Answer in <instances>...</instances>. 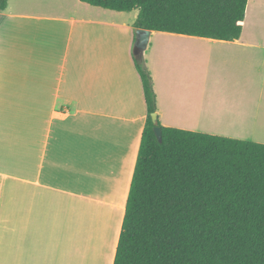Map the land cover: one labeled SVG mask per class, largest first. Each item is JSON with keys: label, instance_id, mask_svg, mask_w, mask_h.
<instances>
[{"label": "crops", "instance_id": "obj_1", "mask_svg": "<svg viewBox=\"0 0 264 264\" xmlns=\"http://www.w3.org/2000/svg\"><path fill=\"white\" fill-rule=\"evenodd\" d=\"M136 17L79 0L0 11V264H112L146 121ZM247 18L248 0L232 42L150 31L161 126L264 145V0Z\"/></svg>", "mask_w": 264, "mask_h": 264}, {"label": "trees", "instance_id": "obj_2", "mask_svg": "<svg viewBox=\"0 0 264 264\" xmlns=\"http://www.w3.org/2000/svg\"><path fill=\"white\" fill-rule=\"evenodd\" d=\"M137 10L135 29L238 40L247 0H79ZM7 0H0V11ZM146 108L112 264H264V145L163 127L142 58Z\"/></svg>", "mask_w": 264, "mask_h": 264}, {"label": "water", "instance_id": "obj_3", "mask_svg": "<svg viewBox=\"0 0 264 264\" xmlns=\"http://www.w3.org/2000/svg\"><path fill=\"white\" fill-rule=\"evenodd\" d=\"M134 34H135V38H134V43H133V48H132V54L135 58L140 59L142 57L144 50L147 47L150 31L143 30V29H136L134 31ZM150 118L154 126L153 133L156 139L160 142L161 141V129L157 127L156 125L157 123L156 113H152L150 115Z\"/></svg>", "mask_w": 264, "mask_h": 264}, {"label": "rangeland", "instance_id": "obj_4", "mask_svg": "<svg viewBox=\"0 0 264 264\" xmlns=\"http://www.w3.org/2000/svg\"><path fill=\"white\" fill-rule=\"evenodd\" d=\"M257 0H248V16L249 18H247L248 20H246L247 22V27L245 29V31L249 30L248 27H252V29L255 27V4H256ZM263 10V9H262ZM264 25V20L263 23ZM118 220V218H117ZM116 230V227H114ZM109 250L111 251V249L109 248Z\"/></svg>", "mask_w": 264, "mask_h": 264}]
</instances>
